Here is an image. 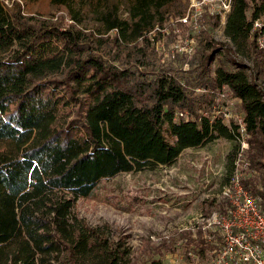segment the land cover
Instances as JSON below:
<instances>
[{
  "label": "trees",
  "instance_id": "obj_1",
  "mask_svg": "<svg viewBox=\"0 0 264 264\" xmlns=\"http://www.w3.org/2000/svg\"><path fill=\"white\" fill-rule=\"evenodd\" d=\"M9 1L0 0V264H165L169 253L215 264L223 241L202 224L135 250L75 206L109 179L221 139L234 143V172L239 125L213 116L225 89L250 134L242 183L264 210V48L253 29L264 0H233L229 40L215 38L218 15L203 14L197 32L180 22L185 0ZM165 36L194 38L192 54L163 59ZM229 207L221 201L219 214Z\"/></svg>",
  "mask_w": 264,
  "mask_h": 264
},
{
  "label": "rangeland",
  "instance_id": "obj_2",
  "mask_svg": "<svg viewBox=\"0 0 264 264\" xmlns=\"http://www.w3.org/2000/svg\"><path fill=\"white\" fill-rule=\"evenodd\" d=\"M185 2L188 11L189 0ZM27 11L48 13L45 5L38 3H30ZM177 22L172 20L169 27H177ZM187 25L191 28L189 23ZM214 35L218 40L223 39L221 29ZM164 39L166 48L174 50L176 41L185 37L172 40L170 36H165ZM158 52L162 56L165 49ZM244 60L252 63L248 57ZM233 147V142L221 139L205 148L186 149L173 165H160L116 176L103 182L94 197L78 199L75 211L92 226L109 224L115 232L111 234L113 237L119 234L129 236V245L135 250L147 237L157 244L179 230L199 224L204 226L203 229L217 233L207 226V219L214 212L219 213L217 207L226 199L224 190L233 174V171L226 170V161ZM208 201L213 202L209 215L206 214L210 207L206 203ZM201 216L206 219L202 220ZM152 236H156L157 240L154 241ZM164 262L201 264L198 258L188 260L180 253L167 254Z\"/></svg>",
  "mask_w": 264,
  "mask_h": 264
},
{
  "label": "built area",
  "instance_id": "obj_3",
  "mask_svg": "<svg viewBox=\"0 0 264 264\" xmlns=\"http://www.w3.org/2000/svg\"><path fill=\"white\" fill-rule=\"evenodd\" d=\"M9 3L8 1H6ZM233 0H189L188 11L179 18L180 22L189 23L193 31L197 32L203 22V14L218 15L220 23L215 27L214 32L221 29L222 40H229L224 33L227 15L231 10ZM192 13V14H191ZM263 19L255 20L253 29L259 33V46L264 48ZM164 38L156 42L158 50L165 49L163 59H172L177 54L190 55L195 45L194 38L186 37L184 40H177L175 49L166 48ZM172 56V58H170ZM252 65V63H251ZM215 64L213 65L214 68ZM189 65L185 64L184 68ZM264 86V82H261ZM197 91L204 93L206 89L198 88ZM220 104L213 111V116L223 114L226 119L235 118L239 125L240 134L238 141L240 144L239 155L235 162V170L229 184L225 187L224 195L229 201V213L220 215L214 212L211 218L207 219V226L214 228L220 234L223 245L214 258L215 264H264V210L258 196L252 194L242 183L244 177L241 167H244L241 160L243 153L249 148L250 134L247 132V123L244 114L238 108V97L228 94L222 89L216 94ZM185 113L180 112L179 116ZM202 220L206 218L201 216ZM213 234L211 238H214ZM156 241L157 237L152 236Z\"/></svg>",
  "mask_w": 264,
  "mask_h": 264
},
{
  "label": "crops",
  "instance_id": "obj_4",
  "mask_svg": "<svg viewBox=\"0 0 264 264\" xmlns=\"http://www.w3.org/2000/svg\"><path fill=\"white\" fill-rule=\"evenodd\" d=\"M198 148H201V147H198ZM198 148H193V149H198ZM202 148H205V147H202ZM182 156V155H181Z\"/></svg>",
  "mask_w": 264,
  "mask_h": 264
}]
</instances>
